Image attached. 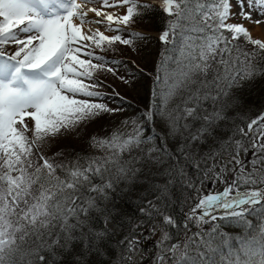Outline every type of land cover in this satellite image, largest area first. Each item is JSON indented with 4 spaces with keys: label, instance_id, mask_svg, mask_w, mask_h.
<instances>
[{
    "label": "snow or ice",
    "instance_id": "obj_1",
    "mask_svg": "<svg viewBox=\"0 0 264 264\" xmlns=\"http://www.w3.org/2000/svg\"><path fill=\"white\" fill-rule=\"evenodd\" d=\"M152 2L168 19L159 37L165 48L153 103L142 118L150 122L159 116L167 134L182 139L179 152L201 186L187 181L196 202L185 214L182 240L173 242L172 230L181 227L173 216L152 201L140 208L149 237L159 233L154 264H264V114L233 121L225 135L217 134L227 120L231 90L264 71L257 66L264 61V41L253 39L243 23L228 21L264 24V0ZM151 9L143 0H0V264H56L57 256L77 243L85 251L76 264H85L83 255L99 253L107 235L89 225L99 200L107 198L114 181L134 175L136 163H159L156 152L168 155L155 145L142 148L152 137L144 136L136 119L122 122L131 132L116 128L107 137H91V146L103 155L54 162L42 152L63 132L120 110L95 102L101 97L95 73L117 71L94 50L144 39L128 29ZM89 13L98 19H89ZM245 44L253 50L244 51ZM9 45L16 46L14 52L5 50ZM136 149L142 157L124 159ZM178 172L184 175L182 168ZM205 182L223 189L204 194ZM253 212L261 215L255 231L247 219ZM218 218L243 225L248 235L223 236L212 223ZM205 224L211 225L208 231ZM141 238L142 232L125 238L121 264H129Z\"/></svg>",
    "mask_w": 264,
    "mask_h": 264
},
{
    "label": "trees",
    "instance_id": "obj_2",
    "mask_svg": "<svg viewBox=\"0 0 264 264\" xmlns=\"http://www.w3.org/2000/svg\"><path fill=\"white\" fill-rule=\"evenodd\" d=\"M144 3L152 5V9L142 17H137L129 31L140 32L145 37L136 40L132 46L117 44L114 49L101 52L95 49L96 55L104 56L109 62L108 67L116 69L123 77L122 83L115 89L116 75H112L104 70L97 71L94 81L100 82L103 87L112 91H95L101 93V97L95 102H101L110 109H120L112 113H102L101 115L81 124L74 131H71V138L67 142L60 144L57 148L42 149L43 154L53 159L54 162H64L75 159L77 156H100L103 153L90 144L91 137H107L114 129L120 128L123 132H131L132 126H122L125 120L136 119L140 123L145 137H152V141L142 145L147 148L155 145L158 148L167 149L168 155L160 152L153 153L158 157L159 163L140 162L135 164L137 171L135 174L129 173L128 178L114 181L113 189L109 190L106 199L99 200V206L94 209L89 219V225L95 231H106L107 235L100 244V251L91 254H84L82 259L85 264H121V252L125 245L122 243L126 237L135 235L140 237L149 236V224L145 217L141 215L140 208L145 207L148 201L154 202L164 212L173 216L180 222L181 227L172 230L175 237L173 242L183 239L185 213L194 205L196 192L187 186L189 179L199 185V175L191 165L186 164L179 147L182 142L180 137H171L167 134V128L159 116H154L152 121L143 119V114L151 110L153 103L152 90L154 79L157 73V66L161 61V53L164 51V44L159 37L147 35L146 33L161 34L165 27L167 17L162 12L159 4L152 0H143ZM127 38V31L122 33ZM238 43H243L239 41ZM16 46L6 47V51L12 53ZM253 46L244 45V51H252ZM143 52L144 57L137 64L132 65L130 60L134 57V52ZM112 61L119 63L113 64ZM95 62V61H94ZM257 66L264 70V61L257 62ZM127 81V82H125ZM106 82H112L107 84ZM109 99V100H108ZM229 107L226 110L227 120L221 122L218 135H225L232 126V122L242 123L243 120H252L264 114V71L257 73L249 80H242L235 86L228 98ZM246 128V124H244ZM58 153L62 155H57ZM139 149L131 154H124V159L131 157H142ZM184 170V175H180L178 169ZM223 185L217 184L215 188L205 182L201 191L207 194L209 190H222ZM95 195V194H93ZM247 219L255 231L261 223V215L258 212L251 213ZM145 221L144 227L133 231L138 222ZM217 225L219 232L226 237L242 238L248 235L243 225L230 219H217L212 222ZM211 225L205 224L204 231H208ZM192 232L198 231L192 227ZM143 238H141V241ZM85 250L79 243L70 246L56 258V264H76L81 257L78 253ZM47 256V253H45ZM131 255L128 257L129 264L132 263ZM155 254L149 256L145 264H154Z\"/></svg>",
    "mask_w": 264,
    "mask_h": 264
},
{
    "label": "rangeland",
    "instance_id": "obj_3",
    "mask_svg": "<svg viewBox=\"0 0 264 264\" xmlns=\"http://www.w3.org/2000/svg\"><path fill=\"white\" fill-rule=\"evenodd\" d=\"M232 2L234 3L235 0H232ZM97 6H99V5H97ZM232 11L238 12L239 8L238 7H234L232 9ZM254 18H255V14H254ZM228 22H230V23H243L249 29L253 39H260V40L264 41L263 40L264 31H262V24L259 27V25H254V24H252L251 22H249L247 20H241V19H237V18L230 19ZM131 27H133V24L130 25L128 30L132 29ZM113 34H114L113 32L105 31V35L111 36ZM146 34L154 36V37H160V35H161V34H155V33H146ZM13 46H15V45H9V47H13ZM142 57H144V53L143 52H139V51L138 52H134V57H133V59L130 60L131 64L132 65L137 64V62L141 61ZM82 58H86V57H82ZM116 77H117L116 82H114V84L111 82L115 86V89L119 87L118 83L124 82L123 79H121V77H122L121 73H117ZM86 82H91V81H86ZM95 82H98V81H95ZM98 83L100 84V87L96 88L97 90H99V91H109V92L112 91V90H110V89H108L106 87H103V85L100 82H98ZM106 83L107 84L108 83L111 84L110 82H106ZM28 123H29V126H31L32 122L30 120H28ZM68 134L71 135L70 132H63L62 134L58 135L56 138L50 139L47 142V144L45 145V147L52 148V149L57 148L60 144L62 145L63 143L67 142V140L69 138H71V136H69ZM183 177H185V175H183ZM216 215L219 217L220 215H222V212L218 211L216 213ZM144 237L145 238H143V240L137 245V249L134 252H132V255H131L132 263L131 264H145L147 258L149 256H152L153 254H155V252L157 251L156 247H155V241L159 239V233H157L155 236H150L149 237V236L146 235Z\"/></svg>",
    "mask_w": 264,
    "mask_h": 264
},
{
    "label": "bare ground",
    "instance_id": "obj_4",
    "mask_svg": "<svg viewBox=\"0 0 264 264\" xmlns=\"http://www.w3.org/2000/svg\"><path fill=\"white\" fill-rule=\"evenodd\" d=\"M97 6V5H96ZM97 7H99V6H97ZM105 11H108V12H112V11H114V9H112V8H106V9H104ZM123 10H121V12H122ZM89 19H98V18H96L95 17V14L94 13H89V17H88ZM88 25H85V31H87V29H88ZM91 27L93 28V29H95L96 27H99L100 28V30L101 31H104V27L102 26V25H95V24H93V25H91ZM259 27H260V25H259ZM259 29V28H258ZM261 30V29H260ZM262 31H264V24H262ZM263 40H264V38H263Z\"/></svg>",
    "mask_w": 264,
    "mask_h": 264
}]
</instances>
